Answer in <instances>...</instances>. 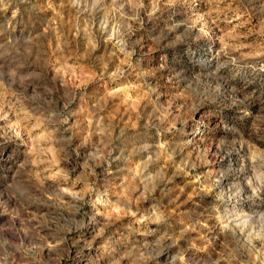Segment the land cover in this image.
<instances>
[{
	"label": "rangeland",
	"instance_id": "obj_1",
	"mask_svg": "<svg viewBox=\"0 0 264 264\" xmlns=\"http://www.w3.org/2000/svg\"><path fill=\"white\" fill-rule=\"evenodd\" d=\"M0 264H264V0H0Z\"/></svg>",
	"mask_w": 264,
	"mask_h": 264
}]
</instances>
